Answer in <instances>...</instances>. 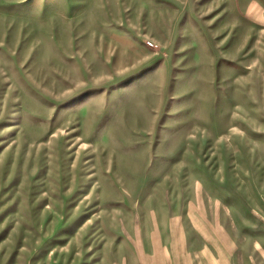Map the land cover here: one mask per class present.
<instances>
[{
    "label": "rangeland",
    "instance_id": "374dc122",
    "mask_svg": "<svg viewBox=\"0 0 264 264\" xmlns=\"http://www.w3.org/2000/svg\"><path fill=\"white\" fill-rule=\"evenodd\" d=\"M0 264H264V0H0Z\"/></svg>",
    "mask_w": 264,
    "mask_h": 264
}]
</instances>
